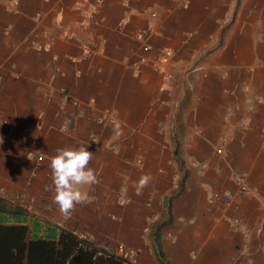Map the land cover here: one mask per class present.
Segmentation results:
<instances>
[{
	"label": "crops",
	"instance_id": "0c3cea01",
	"mask_svg": "<svg viewBox=\"0 0 264 264\" xmlns=\"http://www.w3.org/2000/svg\"><path fill=\"white\" fill-rule=\"evenodd\" d=\"M251 3L0 0V200L13 209L0 225L25 242L78 230L132 264H264V23L243 15ZM185 27L193 47L219 42L208 66L176 59ZM79 146L98 183L66 218L50 162Z\"/></svg>",
	"mask_w": 264,
	"mask_h": 264
},
{
	"label": "trees",
	"instance_id": "16d2710c",
	"mask_svg": "<svg viewBox=\"0 0 264 264\" xmlns=\"http://www.w3.org/2000/svg\"><path fill=\"white\" fill-rule=\"evenodd\" d=\"M10 210L0 200V211ZM22 230L20 225H0V264H132L124 256L99 249L70 232L60 229L57 235L54 226L41 227L29 235L27 242L23 241ZM9 233H13L15 242Z\"/></svg>",
	"mask_w": 264,
	"mask_h": 264
},
{
	"label": "clouds",
	"instance_id": "9594fccd",
	"mask_svg": "<svg viewBox=\"0 0 264 264\" xmlns=\"http://www.w3.org/2000/svg\"><path fill=\"white\" fill-rule=\"evenodd\" d=\"M113 132L117 137L123 135V130L118 123L113 126ZM92 157L93 153L88 150V147L79 146L78 148L57 150L56 156L50 162L55 190L54 202L66 218H70L76 205L91 203L94 199L87 191L82 190L84 186L98 183L94 169L89 167ZM150 180L151 177L148 175L141 177L136 184L137 195L142 193ZM72 231L71 234H73ZM86 242L90 243V241Z\"/></svg>",
	"mask_w": 264,
	"mask_h": 264
},
{
	"label": "rangeland",
	"instance_id": "374dc122",
	"mask_svg": "<svg viewBox=\"0 0 264 264\" xmlns=\"http://www.w3.org/2000/svg\"><path fill=\"white\" fill-rule=\"evenodd\" d=\"M248 13L244 16H248V17H254V18H262V21L264 23V0H252V3L250 4V6L248 7ZM230 14L227 13V15L225 16L226 18H229ZM207 22L211 23L212 21V16L208 15L206 18ZM229 21V19H228ZM176 39L178 42H182L183 46H181L180 48H175V50L178 53H182L183 54H187L189 56H185L182 53L181 54H177L175 57L176 59H178L179 61L182 60H187L188 61V65L189 67H194L197 68L199 66H201V68L208 66L209 65V60L212 58V56L214 55V52L216 51V46L217 44H219V42H215V41H209L210 44H215L214 46L210 47V48H205L203 49L202 47H193L192 45L194 44V40H195V34L190 32L188 30L187 27H185L182 30H179L176 34ZM219 48V47H218ZM222 45L220 46V50L222 51ZM231 50V49H230ZM228 50V51H230ZM227 49L224 47L223 48V53H226ZM228 55V54H227ZM238 62L236 60H234L232 63H230V66L236 65ZM181 77V76H180ZM180 77H175V78H171L170 80L173 81V85L174 86H186L189 82H193V80H191V77H187L185 78H180ZM204 81L206 83V86H210L215 88L216 87V78L214 77V73H211L209 70L204 71ZM178 79V84H176V81ZM172 83H167L165 85H163L162 88H168L173 86Z\"/></svg>",
	"mask_w": 264,
	"mask_h": 264
},
{
	"label": "built area",
	"instance_id": "2783aa9c",
	"mask_svg": "<svg viewBox=\"0 0 264 264\" xmlns=\"http://www.w3.org/2000/svg\"><path fill=\"white\" fill-rule=\"evenodd\" d=\"M246 189H247L246 186H244V185L241 186V191L242 192H245ZM72 233L74 235H76L77 237H79L80 239H83V240H86V241H90V236H88L87 234H83V233H81V232H79L77 230H73Z\"/></svg>",
	"mask_w": 264,
	"mask_h": 264
}]
</instances>
